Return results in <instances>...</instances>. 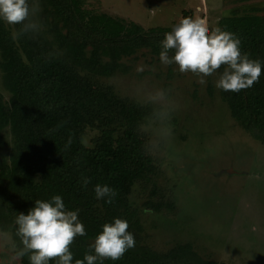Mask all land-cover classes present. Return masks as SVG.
Instances as JSON below:
<instances>
[{
	"label": "trees",
	"instance_id": "obj_1",
	"mask_svg": "<svg viewBox=\"0 0 264 264\" xmlns=\"http://www.w3.org/2000/svg\"><path fill=\"white\" fill-rule=\"evenodd\" d=\"M38 5L35 31L22 33L20 25L10 29L0 22V73L10 95L6 101L0 93V229L11 233L17 249L16 214L60 195L68 210L79 209L86 232L70 245L73 264L114 218L128 222L136 243L104 264H225L200 257L191 244L166 253L142 245L139 211L130 196L137 182L152 183L157 172L141 132L153 111L98 80L124 72L123 58L141 50L159 56L160 42L172 29L145 30L91 12L85 0H38ZM221 25L240 39L243 53L264 61V16L226 18ZM222 96L232 116L264 144V69L251 87ZM8 129L10 141L4 136ZM86 130L100 132L93 146L84 141ZM82 177L89 179L87 187ZM96 184L116 190L111 203L95 198ZM21 260L29 264L27 256Z\"/></svg>",
	"mask_w": 264,
	"mask_h": 264
},
{
	"label": "rangeland",
	"instance_id": "obj_2",
	"mask_svg": "<svg viewBox=\"0 0 264 264\" xmlns=\"http://www.w3.org/2000/svg\"><path fill=\"white\" fill-rule=\"evenodd\" d=\"M85 9L145 30L172 29L186 17L212 30L222 29L226 18L264 16V0H85ZM122 63L124 72L98 80L153 111L141 132L157 172L152 183L137 182L130 196L142 245L166 253L191 244L206 260L264 264V144L232 116L216 87L223 66L201 83L195 74L161 64L148 49ZM159 89L166 92L163 102L152 99ZM0 93L8 101L1 73ZM99 134L86 130L85 143L93 146ZM4 136L11 140L9 129ZM151 204L160 211L149 210ZM15 252L11 233L0 229V264H23Z\"/></svg>",
	"mask_w": 264,
	"mask_h": 264
},
{
	"label": "clouds",
	"instance_id": "obj_3",
	"mask_svg": "<svg viewBox=\"0 0 264 264\" xmlns=\"http://www.w3.org/2000/svg\"><path fill=\"white\" fill-rule=\"evenodd\" d=\"M38 12V0H0V22L20 25L22 33L37 30L38 24L33 18ZM160 48L161 64L175 65L180 73L195 74L201 83L223 66L216 87L225 92L238 93L251 87L264 69V61L252 59L241 51V41L234 33L220 28L209 30L202 19L186 17L180 20L164 34ZM165 98L163 89L152 96L156 102H163ZM160 115L163 118L167 114ZM89 183L87 177H82V187ZM93 191L96 199H105L106 203H111L117 194L106 184L94 185ZM78 216L79 209L68 210L60 195L49 200H36L27 214H16L15 231L20 246L15 255L27 256L29 264H73L70 245L77 236L86 235ZM128 228V222L120 218L105 223L89 246L90 251L74 264H104L106 259L119 260L135 247V236Z\"/></svg>",
	"mask_w": 264,
	"mask_h": 264
},
{
	"label": "crops",
	"instance_id": "obj_4",
	"mask_svg": "<svg viewBox=\"0 0 264 264\" xmlns=\"http://www.w3.org/2000/svg\"><path fill=\"white\" fill-rule=\"evenodd\" d=\"M222 30H223V28H222Z\"/></svg>",
	"mask_w": 264,
	"mask_h": 264
}]
</instances>
